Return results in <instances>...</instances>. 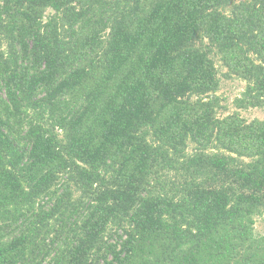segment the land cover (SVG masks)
I'll return each instance as SVG.
<instances>
[{
	"label": "trees",
	"instance_id": "obj_1",
	"mask_svg": "<svg viewBox=\"0 0 264 264\" xmlns=\"http://www.w3.org/2000/svg\"><path fill=\"white\" fill-rule=\"evenodd\" d=\"M216 56L263 106L264 0H0V264H264Z\"/></svg>",
	"mask_w": 264,
	"mask_h": 264
},
{
	"label": "rangeland",
	"instance_id": "obj_2",
	"mask_svg": "<svg viewBox=\"0 0 264 264\" xmlns=\"http://www.w3.org/2000/svg\"><path fill=\"white\" fill-rule=\"evenodd\" d=\"M52 12L53 11L49 9L47 14ZM215 63L219 69V74L221 77L220 88L218 91V94L222 98V104H224L221 114H229L239 110L241 115L246 120L251 121L255 118H259L264 121V105L261 107H250L248 109H238L235 107L234 100L238 96H241V93L245 89L246 83L237 76L227 77L225 75L227 69L223 66L221 60L217 56L215 57ZM253 228V235L255 238H261L264 236V211L261 214L255 216V224Z\"/></svg>",
	"mask_w": 264,
	"mask_h": 264
}]
</instances>
